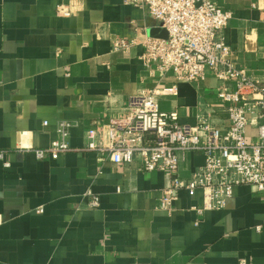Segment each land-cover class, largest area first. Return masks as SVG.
<instances>
[{
  "label": "crops",
  "instance_id": "0c3cea01",
  "mask_svg": "<svg viewBox=\"0 0 264 264\" xmlns=\"http://www.w3.org/2000/svg\"><path fill=\"white\" fill-rule=\"evenodd\" d=\"M213 1L232 14L223 32L232 62L264 81V0ZM155 26L123 0H0V264H264V195L253 186H235L224 208L202 215V192L179 190L168 211L166 174L86 147L88 128L124 117L133 95L156 87L177 86L159 104L181 123L207 114L228 128L212 72L188 81L144 65L142 41ZM116 37L138 41L116 51ZM63 119L77 124L70 150L43 160L25 150L48 147ZM204 163L202 151L181 153L178 176Z\"/></svg>",
  "mask_w": 264,
  "mask_h": 264
},
{
  "label": "built area",
  "instance_id": "2783aa9c",
  "mask_svg": "<svg viewBox=\"0 0 264 264\" xmlns=\"http://www.w3.org/2000/svg\"><path fill=\"white\" fill-rule=\"evenodd\" d=\"M127 5L144 8L156 22L154 28L167 31V37L145 35L141 58L147 68L156 62L165 72L173 70L179 78L197 81L207 71L217 79L216 93L220 107L227 114L228 128L223 133L209 115H200L196 125L180 122L177 111L160 109L161 96L177 95L176 85L141 90L133 95L124 117H114L109 123L88 128L86 147L107 154L115 163L140 160L145 172L160 171L169 178L160 207L170 211L176 192L186 190L195 197L202 192L203 203L194 207L199 215L226 206L237 185H250L264 195V81L249 76L245 68L232 60V48L225 42L224 30L232 14L213 0H123ZM58 13L70 12L58 6ZM137 37H116L113 49L127 51ZM47 124V122H45ZM72 120L57 122V138L46 148H25L36 158L57 159L70 150ZM256 134L248 136V128ZM100 135L105 136L99 143ZM23 150V147H19ZM202 151L205 163L189 178L178 176L181 153ZM4 151H0V158ZM8 164V163H7ZM90 206L98 207L99 198L91 191ZM42 212V209H39ZM240 264H247L245 259Z\"/></svg>",
  "mask_w": 264,
  "mask_h": 264
},
{
  "label": "water",
  "instance_id": "95a60500",
  "mask_svg": "<svg viewBox=\"0 0 264 264\" xmlns=\"http://www.w3.org/2000/svg\"><path fill=\"white\" fill-rule=\"evenodd\" d=\"M148 35L151 37H161L166 38L167 37V31L161 28H151L148 31Z\"/></svg>",
  "mask_w": 264,
  "mask_h": 264
}]
</instances>
